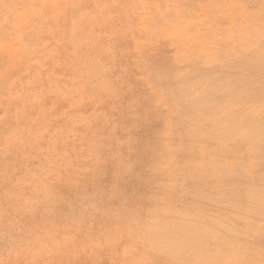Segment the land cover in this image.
<instances>
[{"label": "rangeland", "instance_id": "1", "mask_svg": "<svg viewBox=\"0 0 264 264\" xmlns=\"http://www.w3.org/2000/svg\"><path fill=\"white\" fill-rule=\"evenodd\" d=\"M61 1H63L62 4H61ZM71 1L72 2H69L67 4L66 3L67 0H52V1L51 0L49 1L48 0H29L28 1L29 4H27L25 8H18V9L23 14H25V16L27 17L29 15H33L37 13L38 10L42 8V6H45V4L52 6V7H56L58 9V15L62 14L63 9L64 10L66 9L63 15H60V16H63L64 18V16L66 15L65 18L68 19V23H71L72 25L74 22H77L78 19L95 21L96 23L93 26V29L95 28V30L93 31L92 29L93 34L95 36H99L106 40H111V38L113 37V35H111L112 33H114L112 31L115 30L113 27L114 24H112L113 22L117 23L115 24L117 25L116 27H120V23H122L121 26L124 25V27H126L129 23H131L132 26L136 29L132 33L128 34L126 37L122 36L123 38H121V41H117L116 43H114L113 50L111 51V56L103 60L102 63L100 61L97 64V67L95 69H92L91 67L84 65L78 68L75 67V68H71L67 70L73 73L71 74V77L69 75L70 73L66 71L63 72L62 65L60 62L61 60H60L59 55L62 54L61 52H63L66 47L64 43L57 42L52 38V36L48 35L46 37L45 47L41 49L42 48L41 43L40 41H38L39 38L38 39L32 38V33L30 32H32L34 29L30 27L29 21H26L25 23L20 24L12 32L6 30V32L8 33V40L3 39V41H1L0 43V73L2 71V73L6 74L5 80L7 83L6 85H8V87L10 88L17 87L16 89L14 88L16 90V91L14 90V94H15V98L18 97L15 100H18L20 98L17 102V104L18 103L19 104L17 105L16 101L13 100L12 109L15 110V109L24 107L26 109L25 111H28L30 114L31 122L33 121V123H35V124L31 123V126L34 128L35 131L39 133L40 136L37 140L36 139L30 140L28 139L27 132L23 131V134H21L22 139L24 138L26 141H28L29 143L28 145L30 144L32 145V146L30 145L31 148L28 147V145H26L27 146L26 149L28 152L25 151L26 150L25 148L24 149L22 148L23 152L21 148H19V153L17 154L18 156L16 154L7 155L9 157L4 156L3 160L0 159L1 161L0 165H2V162H5V164L4 163L3 164L6 165V166L2 165L3 167L0 166L2 168L0 169V175L3 174L2 176L4 178L6 177L5 179L3 178L4 179L3 181L1 180L2 176H0V180H1L0 181V188H1L0 189V264H119V263L128 264L129 262L127 263L128 261L127 254L137 257V258L141 257L144 253V245L141 246V244L143 243L139 239L137 240H139L140 242L137 240L131 241V239L133 240L134 238L128 239V237L126 236V231H127L126 229H128V226L131 221H138L140 218L144 217V215H146L150 210H153L154 212H157L158 214L167 216V215H172L182 209H188V208L189 210L194 209L197 211V213L206 215V217H210V219L218 218L219 216V217H222V219L228 220L230 225H228L226 228L235 233L239 230V232L237 233H240L241 231L242 236H247V234H250L248 237L256 236L258 229L260 230V233L264 235V232H263L264 231V220L260 222V220L264 218V215L259 216V217H253V216L245 217L246 216L245 215L244 219H239L241 221L240 222L237 221L238 222L237 223L234 219L235 215L234 216L233 214L229 215V213H231L234 207L228 208L229 210L231 209L230 212H227V210L224 209L225 203H227L228 205V203L232 201V199H229L230 197L229 198L225 197L227 195L231 196L232 194L233 196V194L235 193L236 194L235 196L236 198L238 196V199L234 197L232 198H233V202L235 201L234 203L236 204L241 199V197L237 193L239 191L248 193L250 187H253L251 191H253L254 193L264 192L263 191L264 189V167H263L264 157L262 159V156H264L263 155L264 151L260 147H256V148L250 147V148L244 149L245 150L244 154H243V150H238V152L236 151V153H233L231 155V156L234 155L233 157L228 158V156L226 155L223 156V152H222L223 147L218 146L219 149H217L218 148L217 146L209 142H206V143L203 142L198 145V149H197V151L200 152L198 159L201 161L198 160V162L199 163L201 162L200 163L201 165L199 163L197 164V161H195V163H192L191 164L192 166L190 167V164L188 163L180 164L176 159L172 158V160L170 161L171 163L170 162L168 163L169 167L167 165L165 169L163 168V171L165 170L164 171L165 175L158 177L160 179L168 178L166 180H169L170 177L173 179L177 177L178 175L179 177H177L175 181L171 179L172 181L169 180V182H167L166 180L162 179L164 181L163 182L158 179L159 181L158 182L156 179L155 181H157V184H160V185H157L155 181H152L155 184L153 183L148 184L147 182L149 181L147 179L149 178V176L147 178L140 176L141 175L140 173L143 174L144 172H146V175L143 174L145 177L148 174L151 175V172H152L150 171L151 166H149L148 164L151 162L150 154L147 156L146 154H148V152H146V154L145 152L142 153L144 150L142 146L148 145L149 144L148 142L151 143V141L153 140L152 138H155L152 136H156L157 139L160 136L159 133H161L162 130L161 132L160 131L156 132V130L158 131L161 128L163 129L164 128L163 125L165 124L162 121V119L164 118L161 119L159 116L163 117L162 114L166 112V109L164 106V102L162 101L165 98V95H164L165 93L163 94V97L161 99L155 96L153 97L154 100L149 99V100H145L144 102L143 101L141 102L140 100L141 94L143 92L149 91L151 87L150 85H143L141 83L142 81V78L140 77L141 70L136 69L134 67L135 61L139 59L141 60V56H140L141 54L139 55L137 59L134 57V53L137 49L141 48L142 52L151 54L152 53L150 52V50L152 49L151 47L155 46V49L157 51H159L160 49L164 52L162 48H165L164 47L165 45L167 46L165 48L166 50L165 54H168L167 50L173 47L172 48L173 51H171L172 49L168 50L169 52L168 55L169 56H173V55L180 56L179 61L182 60L183 62L181 61L182 64L179 65V68L181 69L183 73L188 72L189 69L186 68L185 66H183L184 68H181L182 65H187L188 63L190 64L198 63V61L199 62L201 61L200 62L201 64L199 63L198 64L202 67H205V68H209V66L214 67L215 65L222 64V61L224 60L223 53H224L226 46L232 45V43L227 44L226 40L224 39V36L229 37L230 35H231V37H229L230 40L237 41L238 43L236 46L237 48H240L244 51H253L254 49L257 48L260 42V37L264 33V9H263L264 7H262L264 6V1L263 0H225V1L224 0H214V1L213 0H194V3L196 4H193L195 5V7H193V9L191 10L196 9V11L192 12L190 9L188 11L185 10L183 14H177V16L175 17L176 19L178 18L179 20L176 21V19H165L166 21L165 20L163 21L164 24L162 23V26H163V29H165L163 30V32L165 33L162 32V37L165 40L161 39L160 42L165 41L166 44L165 42L160 43L158 41L159 45L156 44L157 41H155V44L150 43L145 37V33L151 31L150 24L159 15V12L156 11L155 8L148 1H144V2L142 1L139 4V7H138L139 9L135 5L124 4L126 5L127 10L125 9V7H123L124 6L123 4L120 3L119 5V2L116 0H112L113 2H111V0H96V1L86 0L87 2L85 4L83 3L85 2L84 0L82 2L84 6H82L83 4L80 5L76 3L77 5H79L77 6L76 4L73 3V0ZM165 1L166 2L170 1L166 4L168 5V8L169 6L173 7V8L170 7L169 9L174 11L175 13H178V12H181V10L182 11L184 10V8L180 6L182 4L181 2H183L184 0H177V1L165 0ZM174 2L175 4H173ZM72 3L74 5H72ZM66 5H68L70 8ZM113 7H116L114 8L115 10H113ZM177 7H180V8H177ZM234 8L235 9L239 8V9L235 10ZM116 10H119V11H117L116 13ZM70 11L71 12L73 11L74 13L71 14ZM108 11H110V13L107 14ZM189 12L192 13L190 14L191 16L189 15ZM246 12H248V14H245ZM69 13H70V16H69ZM114 13H115V16H114ZM120 15L123 16V21H125V23L121 20H120L121 22H119ZM231 15L233 16L231 17ZM194 16H196V19ZM60 18L62 21V17ZM60 18H59V21H60ZM130 19L131 21H129ZM221 19L222 21H220ZM223 19H227V20L224 21ZM105 20L106 22L108 20H111V23H108L107 25L104 23ZM229 20H231V22H229ZM59 21L57 22L55 30H54L55 34H60L62 31H64L62 22L61 21L59 22ZM173 21H175V23ZM172 22L174 24H172ZM177 22H178V26H177ZM135 23H138V24H135ZM140 23H142L143 25L141 26ZM247 24L250 26H248ZM167 25H169V28H167L166 30ZM6 26H7V20L5 18L0 17V31L5 30L3 28H5ZM173 26H176V27L173 28ZM249 27L250 29H248ZM28 28L30 30H27ZM209 29H211L212 31H210ZM58 31L60 32L58 33ZM139 31H141V33H139ZM188 31H189V34H188ZM135 32H136L135 34L136 36L134 35ZM179 32H182V33H179ZM27 33H29V35ZM202 33L204 35H202ZM213 34L215 35L213 36ZM26 35H28L30 39ZM137 36H139L140 39L137 38ZM187 38H188V41H187ZM172 39H173V43H171ZM119 42H120V45H119ZM178 43H180V45H178ZM144 44L146 45V47ZM142 45H144V48H147L148 46L151 49L150 48H148L149 50L144 49ZM206 45H208L207 48L205 47ZM58 47L61 48V50L58 49ZM23 48H27L30 50V52H32V54L28 56V59H26V60H29L28 61L29 63L25 62L23 65H18L19 67L18 66L13 67V65H11L12 64L11 63V53H13V51H19ZM33 49L36 50V53L34 55H33ZM56 49L58 50L56 51ZM66 49H68V47H66ZM155 49L154 48L152 49L153 53L154 52L156 53ZM59 51H61L60 54H59ZM49 52H51L52 54H49ZM211 55H213V58ZM50 56H53V57H50ZM37 57L39 58L38 60L36 59ZM204 58H207V59H204ZM213 59L216 62H214ZM44 60L48 61L50 65H46L49 63H46V61ZM54 60H55V65H52L51 62ZM74 69L76 70L74 71ZM134 71L138 73V76H135L136 73ZM74 76L76 77V79ZM130 79L132 82L130 81ZM137 80H139L138 82L140 83L136 82ZM135 82L137 84H135ZM59 83H64V85L63 86L59 85L58 87ZM15 84H17V86H15ZM135 86L138 88V90ZM145 88L148 90H146ZM75 91L77 92V94H75L76 93ZM129 92H132V93L129 94ZM95 93L97 94L95 95ZM61 94H63V96ZM125 95H127V97ZM7 96L6 97L9 98V95ZM109 97H114V100L112 101L111 104L109 103ZM29 98H31V100ZM38 100H39V103H38ZM34 101L36 102L34 103ZM152 102H154L155 104ZM100 103H102V106H103V108L101 109L99 108ZM38 106H40L41 109L40 111H38L39 115L38 114L36 115V113H34L33 111H36V108ZM129 107H132L134 110L133 112L136 114L140 112L139 109L141 107L144 108V111H145L144 125L143 126H140L138 124L133 125L135 130L131 132H127L126 131L127 129L123 128L121 124L123 122V118L120 115L122 111H126L127 109H129ZM150 108L152 109V111ZM163 108L164 110H161ZM14 110L12 112H14ZM161 111L164 113L162 114L157 113V112L161 113ZM12 112H11V115H9L8 117L5 116L6 117L5 118L4 111L0 109V120L2 121L3 117L4 119H7L8 121L6 120L5 123L8 127L9 126L12 127L15 125V120L12 117L13 115ZM155 113H157V116L158 115L159 116L158 117L155 116ZM31 114L33 115L31 116ZM112 114H114L115 116H113ZM153 114L155 118H153ZM167 115L169 117V120H176L175 113L171 112V113H167ZM37 116L38 118L42 116L43 120H39ZM93 117H96V118L99 117V119L101 120L100 122H98L99 128L97 127L95 133L91 131V128L94 127L95 123L92 122L88 124L89 123L88 119L93 118ZM10 119L13 121V123ZM7 122L9 123V125ZM77 125H79L78 126L79 128L77 127ZM80 128L85 129L84 130L85 134L80 135L81 137L77 133V130H80ZM120 133L123 135H121ZM60 134H62L63 137H65L66 143H62L58 139L59 137L58 135ZM156 138L154 140H156ZM54 144L55 145L57 144V146H55ZM60 144H61V148H59ZM69 144L70 145L76 144L78 149L76 150L71 149ZM141 144L143 145L141 146ZM37 145H39V147ZM135 147L136 148L141 147V151L138 153L140 149L138 148L137 149L138 151L134 150ZM30 149L32 152L30 151ZM0 150L5 151V149L3 148H0ZM134 151L136 152V154ZM210 153H212L211 156H210ZM203 154H205V156ZM14 156H15V159H13ZM66 156L68 157L66 158ZM121 157L122 158L124 157V158L122 159ZM224 157L228 158L227 160L228 163L229 162H232V163L228 164L227 162H225L226 158ZM260 158L261 160H259ZM222 160L224 161L222 162ZM203 161H205V163ZM10 163L11 164L14 163L13 168ZM76 163L78 166L76 165ZM225 163H227L226 165L228 166H225ZM40 164H42V167L44 164V168L40 169L41 167ZM8 165H11V166H8ZM111 165L113 168L111 167L109 168V166ZM196 165L201 166V167H197ZM148 166L150 168H148ZM220 166H223V167H220ZM6 167H8V170H6ZM142 168H146L147 171L146 170L144 171V169ZM191 168L195 169L194 171L195 174L193 173L192 181L195 179L193 182L196 184L199 183L201 187L196 188V190H191L188 192L186 188H184V185H185L184 181H185V178L188 179V175H189L188 172H189V169ZM228 168L230 170H228ZM140 169H142L143 171L140 172L141 171ZM167 169H170V170H167ZM226 170L227 172H225ZM68 172L77 173V175H79L77 177L78 181L76 182V184H78L77 186L70 183L69 179L67 178ZM173 173H176V175H174ZM11 174L13 175V177ZM38 174H39V177H38ZM85 174L87 175L85 176ZM201 174H203V176ZM24 175L25 177H23ZM182 175L184 177H182ZM243 175L245 178H243ZM232 176L234 177L232 178ZM44 177H45V180L43 179ZM246 177L250 179H247ZM102 178L103 180H101ZM234 178L235 179L237 178V179L235 180ZM180 180L181 182H179ZM204 180L210 181V183L209 181L208 182L205 181L206 186L207 184L209 186L210 185L212 186V187H208V190H206L207 188H204L205 187L204 186L205 182H203ZM227 180H228V183L226 182ZM128 181L129 182L135 181L136 183L138 182L139 184L138 183L137 184L139 185L140 188L136 186L137 184L135 182L134 184L136 185L134 186V184L128 183ZM143 181L144 183L145 181H147L146 184L142 183ZM215 181L217 182L215 183ZM174 183L175 185H172ZM214 183L215 184L218 183L215 188L213 187L215 186ZM219 183L224 186H221ZM167 184L170 185L169 187L172 189H170ZM225 184H228V185H225ZM148 185L150 186L148 187ZM145 186L148 189L145 188ZM159 186L160 188H163V187L165 188V189L163 188L164 189L163 192H161L162 189H160ZM244 187H248L249 189L248 190L245 189V191L240 190L241 188H244ZM261 187L263 189H259ZM101 188L104 191L101 190ZM135 188H137V190L139 191L141 189L140 195L138 194L139 191L137 190H136L137 193L133 192ZM143 188H145V190ZM220 188H224L225 190L219 194L212 192V191H216L217 189L218 191L223 190ZM230 188L232 189V191L229 190ZM142 189L144 190L143 192H142ZM182 189H184V191ZM130 190L132 193L130 192ZM152 190H154V192H152ZM146 191H148V194L152 195V193H154L153 195L156 194L158 196L159 199L156 198L159 201L158 205L148 208L147 200L145 198L149 196L146 195L147 194ZM174 191H178L179 193L174 192ZM200 191L203 192L201 195H208L209 192L210 193L212 192L214 195L209 194V197L211 199L217 198L216 201L220 200L221 199L220 197H222V199L218 201L217 203L213 202L215 204L210 203V200H209V202L207 201L208 207L207 206L203 207L205 206L203 204L205 202H203L202 204L200 203V205L199 203L195 204L196 197L198 196ZM163 193L167 195L164 196ZM1 194L3 195L1 196ZM138 195L140 198L138 197ZM141 195H144L145 198L142 196L143 197L142 199ZM159 196H161L162 198L161 200ZM100 198L102 199L104 198V199L102 200ZM130 198H133V199H130ZM128 200L131 201V203ZM137 200H139L138 202L140 204H138ZM222 200L225 203L222 202ZM225 200H227V202ZM91 201H95V202H92L95 204L92 205ZM97 201L98 202L100 201V202L98 203ZM125 201H127L126 204H128L129 202L130 205L129 204L126 205ZM101 202H104V203L102 204ZM181 203H183V205ZM106 204H108L107 207H106ZM218 204H220L221 207ZM233 204L231 202V205L229 207H232ZM144 205L145 207H143ZM209 205H212V208ZM170 206L172 207L170 208ZM105 208L108 209L106 211L107 213L105 212L106 210ZM208 208L212 210L214 209L213 210L214 212L212 210H208ZM166 211H170V212H166ZM223 211L225 213H223ZM221 215H225L226 217L221 216ZM252 217H253V220L254 218H259V219H256V221L259 220L258 224L255 220L254 221L256 222V224L255 222H252ZM245 218L249 220L250 222L247 221ZM229 219L232 220L234 223L230 221ZM106 222L107 224H105ZM252 223H254L255 225ZM242 227H244L245 229ZM235 228H237L238 230H236ZM240 228H242V230ZM248 228H250V230H248ZM252 229H255L256 231L255 230L253 231ZM247 231L248 232L251 231V232L248 233ZM117 239L121 244L117 241ZM120 239L123 241H120ZM128 241L131 243H129ZM122 244H124L125 246H123ZM127 244L129 246H127ZM131 245L132 246L134 245V246L132 247ZM106 249L107 250L109 249V250L105 251ZM133 252L135 253L137 252V254ZM117 253L120 255L117 256ZM155 262L157 264H160L158 263L159 262L158 260ZM161 264H163V262H161Z\"/></svg>", "mask_w": 264, "mask_h": 264}, {"label": "bare ground", "instance_id": "2", "mask_svg": "<svg viewBox=\"0 0 264 264\" xmlns=\"http://www.w3.org/2000/svg\"><path fill=\"white\" fill-rule=\"evenodd\" d=\"M28 1L29 0H0V7H1L0 8L1 9L0 10V17L5 18L7 20V26L5 28H3L5 30L0 31V43H1V41H3V39L8 40V33L6 32V30L12 32L20 24H23L26 21H29L30 23L29 22L28 23L30 24V27H32L34 29L32 32H30V33H32V38H36V39L39 38L38 41H40V43H41V47H42L41 49H43L45 47L46 37L48 35L52 36V38L55 41L62 42V43H64V45L66 47H68V49H66V47H65L64 51L62 50L63 52L59 51V54H60V52L62 53L59 56H60V60H61L60 62H61V65H62L63 72L66 71V72L70 73L69 74L70 77H71V74H73V73H71L70 71H67V70H69L71 68H75V67L78 68V67H81V66H84L85 65V66L91 67L92 69H95L97 67V64L100 61L102 63L103 60H105V59H107V58H109L111 56V51L113 50V44L114 43H116L117 41H121V38H123L122 36H125L126 37L128 34L132 33L136 29V28H134L132 26L131 23H129L126 27H124V25L121 26L122 23H120V27H116L117 25H115V24H117V23L113 22L112 24H114L113 27L115 29V30L112 31L114 33L111 34V35H113V37L111 38V40H106V39H103V38H101L99 36H95L93 34L92 29H93L94 24L96 23L95 21L85 20V19H82V20L80 19L79 20L78 19L77 22H74L73 23V21L75 20L74 19L72 21V23H73L72 25H71V23H68V19L65 18L66 15L64 16V18H63V16H60V15H63V13H64V11H66V9L65 10L63 9L62 14H59L58 15V9L56 7H52V6L46 5L44 3L45 6H42L41 9L39 7L40 10H38L37 13H35L33 15H29L27 17L18 8H25V6L27 4H29ZM83 1L84 0H73V3L74 4L77 3V4H80L81 5V4H83V3L85 4L87 2L86 0H85V2H83ZM116 1L119 2V5H120V3L123 4V5L124 4H129V5H135V6H137V8L139 7V4L142 1L143 2L144 1H148L155 8V10L159 12V15L157 16V18L150 24L151 31L145 33L146 39L150 43H153V44H155V41H157V43H156L157 45H159L158 44V41L160 42L161 39H164L162 37V32H163V30H165V29H163V26H162L163 21L165 19H176L175 17L177 16V14H183V12L185 10L188 11L189 9L190 10L193 9V7H195V5H193V4H196V3H194V0H184L183 2H181L182 4L180 5L181 7L184 8V10L183 11L181 10V12H178L177 11L178 13H175L174 11H172V10L169 9L171 6H169V8H168V5L166 4V3L170 2V1H167V2L165 0H116ZM175 1H177V0H175ZM69 2H72V1L71 0H67L66 3L68 4ZM111 2H113V1L111 0ZM62 3H63V1H61V4ZM73 3H72V5H74ZM179 3H178V5H179ZM84 4L82 6H84ZM117 4H116V6H117ZM173 4H175V2ZM37 6H38V4H37ZM66 6H68V5H66ZM77 6H79V5H77ZM123 7H125V9H126V5H124ZM262 7H264V6H262ZM59 8H60V6H59ZM114 8H116V7H113V10H115ZM149 8H150V6H149ZM171 8H173V7H171ZM177 8H180V7H177ZM238 9H235V10H238ZM117 11H119V10H116V13H117ZM143 11H144V9H143ZM191 11L194 12V11H196V9L191 10ZM120 12H121V10H120ZM197 12H199V11H197ZM65 13H67V12H65ZM72 13H74V12L72 11L71 14ZM108 13H110V11H108L107 14ZM190 14H192V13L189 12V15ZM197 14H199V13H197ZM232 14H233V12H232ZM245 14H248V12H246ZM69 16H70V13H69ZM114 16H115V13H114ZM232 16L233 15H231V17ZM60 17H62V21H61V18ZM72 17H74V16H72ZM181 17H179V18H181ZM184 17H186V16H184ZM194 17L196 19V16H194ZM59 18H60V21L62 22V26L64 28V31H62L60 34H55L54 30H55V27H56L57 22L59 21ZM111 18H112V16H111ZM119 18H120L119 19V22L123 21V16L122 15H120ZM177 20H179V19L177 18L176 21ZM215 20H217V19H215ZM223 20L225 21L227 19H223ZM129 21H131V19ZM208 21H210V20H208ZM220 21H222V19ZM123 22L125 23V21H123ZM173 22L175 23V21H173ZM173 22H172V24H174ZM192 22H193V20H192ZM229 22H231V20H229ZM104 23L108 25V23H111V20H108L107 22L105 20ZM132 23H133V21H132ZM4 24H6V23H4ZM58 24H60V23H58ZM135 24H138V23H135ZM140 24H141V26L143 25L142 23H140ZM133 25H134V23H133ZM147 26H149V25H147ZM177 26H178V22H177ZM248 26H250V25H248ZM174 27H176V26H173V28ZM167 28H169V25L166 26V30H167ZM229 28H231V27H229ZM191 29H189V30H191ZM248 29H250V27ZM27 30H30V29L28 28ZM94 30H95V28L93 29V31ZM109 30H111V29H109ZM137 30H139V29H137ZM193 30H194V28H193ZM209 30L212 31L211 29H209ZM171 31H173V30H171ZM59 32L60 31H58V33ZM110 33H109V35H110ZM139 33H141V31H139ZM163 33H165V32H163ZM179 33H182V32H179ZM27 34L29 35V33H27ZM135 34H136V32L134 33V35ZM188 34H189V31H188ZM236 34H238V33H236ZM28 35H26V36H28ZM202 35H204V34L202 33ZM214 35L215 34H213V36ZM229 37H231V35ZM229 37L224 36V39L226 40V43L227 44L228 43H232V45H227L226 46V48L224 50V53H223L224 60L222 61V64L215 65L214 67L209 66V68H205V67H202V66L199 65V64H201L200 63L201 61L200 62L198 61L199 64L198 63H191V64L188 63L187 65H182L181 66V68H184L183 66H185L186 68L189 69V71L188 72H185V73H183L181 71V69L179 68V65L182 64L181 63L182 60L179 61L180 56H178V55L169 56L168 55L169 54L168 50H171L173 47H171V49L169 48L167 50V53L168 54H165V51H166L165 48L167 47L166 45L164 46L165 48H162L164 50V52L162 50H160V49H159V51H157L155 49V46L154 47H151L152 49L153 48L155 49V51H156V53L154 52L155 54L153 53V51H152V49L150 47L147 46V48H144V45L145 44L142 45L143 48L144 49L150 48L151 49L150 52H152L153 54L152 53L151 54L150 53L148 54V53L142 52V49L141 48L140 49H137L135 51L134 57L136 59L141 54L140 55L141 56V60L140 59L139 60H136L135 63H134V67L136 69H140L141 70V73H140L141 74L140 77L142 78L141 83L143 85H150V87H151V89H149V91L143 92L141 94V96H140L141 102L142 101L144 102L145 100L153 99V97H155V96L158 97L159 99H161L163 97V94L165 93L164 94L165 95V98L162 101L164 102V106H165V109H166V112L165 113L162 112V111H161V113H159L160 111L157 112L158 114L164 113V114H162L163 117L162 116H159V115L158 116L161 119L164 118V119H162V121L165 124V125H163L164 126L163 129L160 127L161 128L160 130H158V131L156 130V132H159V131L161 132V130H162V132L159 133L160 136L158 137V139L156 138V136H152V137H155L156 140H154L155 138H152L153 140L151 141V143L148 142L149 144L148 145H145L146 147L143 144H141V146L143 145L142 148H144V150H143L142 153L145 152V154H146V152H148V154H146L147 156L150 154L151 162L148 163V164H149V166H151V170L150 169L149 170L152 171L151 172V175L148 174L146 177L143 175V174L146 175V172H144L143 174L140 173L141 174L140 176H142L144 178H147L149 176V178L147 179L149 182L145 181V183H144V181H143L142 183L146 184V182H147L148 184L149 183L155 184L152 181H155L156 179H157V181H158V179L161 180V181H163L162 179H164V178L160 179L158 177L165 175V173H164L165 170L163 171V168L165 169V167L172 160V158L176 159L180 164H182V163L183 164L188 163V164H190V167L192 166L191 165L192 163H195V161H197V164H198L199 163L198 162V160H199L198 159L199 158L198 156H199L200 152H198L197 149H198V145L201 144V143H203V142H205V143L206 142H209V143H211V144H213V145H215L217 147L218 146L223 147V150H222L223 156L226 155V156H228V158L233 157L234 155L233 156H231V155L233 153H236V151L238 152V150H243V154H244V151H245L244 149H247V148H250V147L251 148L260 147L264 151V33L260 37V42H259L257 48L254 49L253 51H244V50H242L240 48H237L236 47L237 44H238L237 41L236 40H230ZM239 37H241V36H239ZM48 38H47V40H48ZM137 38L140 39L139 36H137ZM188 38H187V41H188ZM9 39H11V38H9ZM29 39H30V37H29ZM205 39H207V38H205ZM202 41H204V40H202ZM143 42H145V41H143ZM164 42L165 41L160 42V43H164ZM171 43H173V39H172V42ZM212 43H214V42H212ZM244 43H246V42H244ZM165 44H166V42H165ZM182 44H183V42H182ZM200 44H201V42H200ZM35 45H36V43H35ZM119 45H120V42H119ZM178 45H180V43H178ZM187 46H189V45H187ZM34 47H36V46H34ZM145 47H146V45H145ZM189 47H191V46H189ZM205 47L207 48L208 45H206ZM214 48H216V47H214ZM58 49L61 50V48H59V47H58ZM58 49H56V51ZM145 51H147V50H145ZM171 51H173V49ZM35 53H36V50L33 49V55ZM114 53H115V51H114ZM31 54H32V52H30V50L27 49V48H23V49H21L19 51H13V53H11V63H12L11 65H13V67L14 66L17 67L18 65H23L25 62H28L29 61V60H26V59H28V56H30ZM49 54H52V53L49 52ZM9 55H10V53H9ZM114 56H115V54H114ZM211 56L213 58V55H211ZM50 57H53V56H50ZM36 59L38 60L39 58L37 57ZM192 59H193V57H192ZM204 59H207V58H204ZM44 61H46V60H44ZM214 62H216V61L214 60ZM7 63H9V62H7ZM46 63H49V62L46 61ZM51 63H52V65H55V60L52 61ZM183 64H185V63H183ZM202 64H203V62H202ZM46 65H50V63L49 64H46ZM75 70L76 69H74V71ZM68 73H67V75H68ZM74 74H75V72H74ZM136 74H135V76H138V73H136ZM5 78H6V74L5 73H2V71H1V73H0V109H2L4 111V117L5 116L8 117L9 115H11V112L14 110V109H12V107H13V100L16 101V104H17V102H18V100L20 98L18 100H15V99L18 98V97L15 98V94H14V90L17 87H13V88L8 87V85H6L7 83H6ZM13 78H14V76H13ZM75 79H76V77H75ZM130 81H131V79H130ZM138 81L139 80H137L136 82H138ZM136 82H135V84H137ZM138 83H140V82H138ZM59 85L60 86H63L64 83H59L58 84V87H59ZM15 86H17V84H15ZM142 89H144V88H142ZM27 90H29V89H27ZM137 90H138V88H137ZM146 90H148V89H146ZM131 93L132 92H129V94H131ZM75 94H77V92ZM96 94L97 93H95V95ZM7 95H9V98H7L8 97ZM21 95H22V93H21ZM61 95L63 96V94H61ZM127 95H125V96L127 97ZM29 99L31 100V98H29ZM113 100H114V97H109V103L110 104L112 103ZM35 102L36 101H34V103ZM157 102H159V101H157ZM38 103H39V100H38ZM152 103H154V102H152ZM34 105H36V104H34ZM103 105H105V104H103ZM99 108L100 109L103 108L102 103H100ZM40 109H41V107L38 106L36 108V111H33V112L36 113V115L37 114L39 115L38 111H40ZM25 110L26 109L24 107H21V108L15 109L14 112H12L13 113L12 117L15 120V125L12 126V127L11 126L8 127L6 125L5 121L7 119H4V117H3L2 121L0 120V148L5 149V151L0 150V159H2V160H3V157L4 156H7V155H15V154L17 155L19 153V148H21V150H22V148L23 149L24 148L25 149L27 148L26 145L29 144L28 141H26L24 138H23L24 139L23 140L22 137H21L22 136L21 134H23V131H26L27 132L28 139H30V140L31 139H36L37 140L39 138V136H40L39 133L37 131H35L34 128L31 126V123H33V121L31 122V120H30V114H29L28 111H25ZM139 110H140V112L138 114H136V113L133 112L134 111L133 108L132 107H129V109H127L126 111H122V113H120V115L123 118V122L121 121L122 123L121 122L120 123L122 124V126H123L124 129H127L126 130L127 132L134 131L135 129H134L133 125H135V124H138L140 126H143L144 125V114H145L144 108L141 107ZM161 110H164V108L161 109ZM151 111H152V109H151ZM153 112H155V111H153ZM171 112L172 113H175L176 120H169V117H168L167 113H171ZM157 113H155V116H157ZM32 115L33 114H31V116ZM112 115L115 116L114 114H112ZM155 116L153 114V118H155ZM96 117H93V118H89L88 119V121H89L88 124H90L92 122L95 123L94 127L91 128V131L93 133H95V131H96L98 125H99L98 122L101 121L99 119V117L98 118H96ZM37 118H38V116H37ZM42 118L43 117L40 116V118H38V119L39 120H43ZM12 123H13V121H12ZM33 124H35V123H33ZM8 125H9V123H8ZM81 125H82V123H81ZM78 126L79 125H77V127ZM84 130L85 129H81V128H80V130H77V133L79 134V136L85 134L84 133ZM120 134H119V136H120ZM6 135H7V137H6ZM121 135H123V134H121ZM58 136H59L58 139L62 143H66L65 142V137H63L62 134H60ZM56 138H57V136H56ZM123 138H124V136H123ZM139 143H141V142H139ZM61 144H60L59 148H61ZM144 144H146V143H144ZM30 145H28V147H30ZM41 145H42V143H41ZM58 145H59V143H58ZM34 146H36V145H34ZM37 146L39 147V145H37ZM55 146H57V144ZM69 146H70L71 149H74V150L78 149L76 144H73V145H70L69 144ZM137 146H138V144H137ZM138 148L140 149L139 151L137 150ZM138 148L135 147L134 150H137L138 153H139L141 151V147H138ZM201 148H203V147H201ZM199 149H200V147H199ZM217 149H219V147ZM145 150H147V151H145ZM25 151L28 152L27 149ZM30 151H31V149H30ZM22 152H23V150H22ZM247 153H249V152H247ZM130 154H132V153H130ZM135 154H136V152H135ZM211 154L212 153H210V156H211ZM203 155L205 156V154H203ZM258 156H260V155H258ZM7 157H9V156H7ZM67 157L68 156H66V158ZM263 157L264 156H262V159H263ZM64 158H65V156H64ZM224 158H226L225 162H227L228 158L227 157H224ZM13 159H15V156H14ZM255 160H257V159H255ZM259 160H261V158ZM199 161H201V160H199ZM223 161L224 160H222V162ZM203 162L205 163V161H203ZM3 163L5 164V162H2V165H4ZM137 163H139V162H137ZM227 163H225V166H228V165H226ZM229 163H232V162H229ZM0 164H1V161H0ZM210 164H212V163H210ZM2 165H0V166L3 167ZM11 165H12V168H13L14 163H12ZM11 165H8V166H11ZM40 165H41L40 169L41 168H44V164H43V167H42V164H40ZM76 165H77V163H76ZM112 165L109 166V168L110 167L113 168ZM4 166H6V165H4ZM101 166H103V165H101ZM149 166H148V168H150ZM173 166H174V164H173ZM194 166H195V164H194ZM223 166H220V167H223ZM1 167H0V169H2ZM168 167H169V165H168ZM176 167H178V166H176ZM176 167H174V168H176ZM197 167H201V166H197ZM146 168H147V166H146ZM146 168H142V169H144V171H145ZM244 168H246V167H244ZM9 169H10V167H9ZM132 169H134V168H132ZM142 169H140L141 170L140 172L143 171ZM224 169H225V167H224ZM6 170H8V167H6ZM38 170H39V168H38ZM167 170H170V169H167ZM228 170H230V169L228 168ZM194 171H195V169H193V168L189 169L188 179L185 178V181H184V184H185L184 185V188H186V190L188 192L191 191V190H196V188L201 187V185H199V183L196 184V183L193 182L195 179L192 181ZM207 171H205V172H207ZM225 172H227V170ZM14 173H12V174H14ZM199 173H201V172H199ZM39 174H38V177H39ZM41 174H43V173H41ZM173 174L176 175V173H173ZM2 175H0V176H2ZM25 175L23 177H25ZM86 175L87 174H85V176ZM201 175L203 176V174H201ZM78 176L79 175H77V173H72V172L69 173L68 172V177L67 178L69 179L70 183H72V184H74V185L77 186L78 184H76V182L78 181V178H77ZM214 176H216V175H214ZM12 177H13V175H12ZM110 177H111V175H110ZM177 177H179V176L177 175ZM177 177H175L173 179L170 177L169 180L170 181H172V180L175 181ZM182 177H184V176L182 175ZM233 177L234 176H232V178ZM3 178L4 177L2 176V179L1 180L4 181V179L6 177L4 179ZM243 178H245L244 175H243ZM43 179L45 180V177ZM166 179H168V178H166ZM166 179H164V180H166ZM217 179H219V178H217ZM247 179H250V178H247ZM101 180H103V178ZM169 180H166V181L169 182ZM228 180L226 181L227 183H228ZM157 181H155L156 184H157ZM205 181L208 182L209 180H204L203 182H205ZM102 182H101V184H102ZM134 182H129L128 181V183H132V184H134ZM179 182H181V180ZM206 182H205V185H204L205 187L204 188H207L206 190H208V187H212V186L211 185L209 186L208 184L206 186ZM211 182H213V181H211ZM216 182L217 181H215V183ZM230 182H232V181H230ZM99 183H100V181H99ZM209 183H210V181H209ZM136 184H134V186ZM138 184L136 186L139 187ZM217 184H215V186H213V187L215 188ZM140 185H141V183H140ZM157 185H160V184H157ZM172 185H175V183L172 184ZM220 185L221 186H224L222 184H220ZM225 185H228V184H225ZM149 186L150 185H148V187ZM164 186H166V185H164ZM169 186L170 185H168V187ZM101 187H103V186H101ZM248 187L241 188L240 190H244V191H245V189L248 190L249 189ZM145 188H147V187L145 186ZM145 188H143V189L145 190ZM159 188H160V186H159ZM163 188H160V189H162L161 192L164 191L165 188L164 189ZM143 189H142V192L144 191ZM170 189H172V188H170ZM179 189H181V188H179ZM220 189H223V190L218 191V189H217L216 190L217 192L216 191H212V192L213 193H216V194H219V193H222V191L225 190L224 188H220ZM252 189H253V187H250L248 193H244L242 191L237 192L239 194V196L241 197V199L236 204L234 203L235 201L233 202V198H232V197L236 198V196H235L236 194L235 193L233 194V196H232V194H231V196L227 195L228 197L225 196L226 198H229L230 197L229 199H232L231 202H232V204L234 203L232 207H229L231 205V202H229L228 205H227V203H225L222 200V202L225 203V206H224L225 208L224 209H226L227 212H230L231 211V209L229 210L228 208H233L234 207V209H232V211H231V213H229V215L230 214L231 215L233 214V216L235 215L234 216V219H235L236 222L237 221L240 222L241 220H239V219H244V216L245 215H246L245 217H247V216L259 217V216H263L264 215V192H260V193L255 192L254 193L253 191H251ZM259 189H263V188L261 187ZM41 190H43V189H41ZM101 190H103V189L101 188ZM136 190H137V188H135L133 192L134 193H137ZM182 190L184 191V189H182ZM229 190L232 191L231 188ZM137 191H139V190H137ZM140 191H141V189H140ZM140 191L138 192L139 195L141 193ZM148 191H146L147 192L146 195H148L149 197H146L145 198V196H144L145 194L144 195H141V198L142 199L144 197L147 200L148 208L153 207L155 205H158V202H159L158 201V199H159L158 196L156 194L153 195L154 193H152V195L151 194H148ZM263 191H264V189H263ZM130 192H131V190H130ZM152 192H154V190H152ZM174 192H178V191H174ZM212 192L211 193L209 192L208 195H201L203 192L200 191V193L196 197L195 204H198L199 203V205H200V203L202 204L203 202H205V203H203L205 205L203 207H206V206L208 207L207 201L209 202V200H210V203L215 204V203H217L218 201H220L222 199V197H220L221 199L219 198L220 200H218V201H216L217 198L216 199L215 198L211 199L209 197V194L210 195H214ZM100 193H101V191H100ZM165 193H166V191H165ZM165 193H163L164 196L167 195ZM158 194H160V193H158ZM2 195L3 194H1V196ZM4 195H6V194H4ZM139 195H138V197H139ZM176 196H178V195H176ZM159 197H160V200H161L162 199L161 196H159ZM179 197H180V195H179ZM182 197H184V196H182ZM156 198H158V199H156ZM92 199H94V198H92ZM100 199H102V198H100ZM130 199H133V198H130ZM145 199H144V201H145ZM236 199H238V196H237ZM124 200H125V198H124ZM138 201L139 200H137V202ZM225 201L227 202V200H225ZM228 201H230V200H228ZM92 202H95V201H91V203ZM129 202L131 203V201H129ZM129 202H128V204L130 205ZM213 202H215V203H213ZM101 203L103 204L104 202H101ZM126 203H127V201H125V204ZM94 204L95 203H92V205H94ZM128 204H126V205H128ZM138 204H140V203L138 202ZM181 204L183 205V203H181ZM107 205L108 204H106V207H107ZM145 205L143 207H145ZM218 205L220 206V204H218ZM209 206H211V208H212V205H209ZM213 206H215V205H213ZM171 207L172 206H170V208ZM126 208H127V206H126ZM213 208H215V207H213ZM216 208H218V207H216ZM105 209H106L105 210V212H106L108 209L107 208H105ZM3 210H5V209H3ZM191 210H189V208L188 209H182V210H179L178 212H176V213H174L172 215H167V216L158 214L157 212H154L153 210H150L146 215H144V217L140 218L138 221H131L130 224H129V226H128V229H126L127 230L126 231V236L128 237V239L129 238H134L133 240L131 239V241H134V240L139 239L143 243V244H141V246L144 245V253L139 258L127 254L128 255V257H127V260H128L127 263L129 262L128 264H155L156 263L155 261L158 260L159 261L158 263H160V264H161V262H163V264H264V235L260 233V230L259 229H258V231L256 233V236H250V237H248L250 234H247V236H242V232L241 231H240L241 234L240 233H237V232H239V230L237 228H235L236 230H238L236 233L233 232V231H230V230H228L226 228L228 225H230V223L228 222V220L222 219V217H219V216H218V218H213V219L211 218L212 219L211 220L210 217H206V215L197 213V211L194 210V209L192 211ZM204 210H206V209H204ZM208 210H212V209H209L208 208ZM143 211H144V209H143ZM224 211H223V213L226 212V211L225 212ZM166 212H170V211H166ZM217 214H219V213H217ZM225 215H221V216H225ZM253 217H252V222H255L256 219H259V218H254V220H255L254 221L253 220ZM262 220H264V218H262L260 220V222ZM230 221H232V220H230ZM247 221H249V220H247ZM256 222L258 224L259 220H257ZM256 222H255V224H256ZM120 223H121V221H120ZM105 224H107V222ZM252 224H254V223H252ZM249 227H250V225H249ZM242 228H244V227H242ZM242 228H240V229L242 230ZM246 229H247V227H246ZM260 229H262V228H260ZM232 230H234V229H232ZM248 230H250V228H248ZM252 230L254 231L255 229H252ZM249 232H251V231H249ZM139 240H137V241H139ZM117 241H118V239H117ZM120 241H123V240L120 239ZM114 242H115V240H114ZM129 243H131V242H129ZM122 245L125 246L124 244H122ZM127 246H129V245L127 244ZM138 247H137V249H138ZM135 248H136V246H135ZM127 249H129V248H127ZM108 250L106 249L105 251H108ZM136 251H138V250H136ZM133 253H135V252H133ZM135 254H137V252ZM115 255H116V253H115ZM119 255L120 254L117 253V256H119ZM127 255H125V256H127ZM118 262H120V261H118ZM119 264H121V263H119Z\"/></svg>", "mask_w": 264, "mask_h": 264}]
</instances>
